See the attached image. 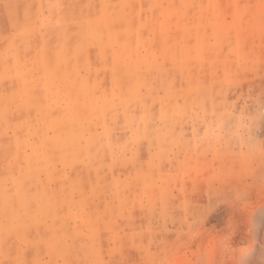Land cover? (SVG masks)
<instances>
[{
    "label": "rangeland",
    "instance_id": "374dc122",
    "mask_svg": "<svg viewBox=\"0 0 264 264\" xmlns=\"http://www.w3.org/2000/svg\"><path fill=\"white\" fill-rule=\"evenodd\" d=\"M44 59L67 79L39 83ZM0 92L78 96L104 149H39L34 111L33 133L0 122V189L52 204L39 225L0 208V264H264V0H0ZM24 153L51 156L25 181Z\"/></svg>",
    "mask_w": 264,
    "mask_h": 264
},
{
    "label": "crops",
    "instance_id": "0c3cea01",
    "mask_svg": "<svg viewBox=\"0 0 264 264\" xmlns=\"http://www.w3.org/2000/svg\"><path fill=\"white\" fill-rule=\"evenodd\" d=\"M55 54L60 59V61L66 60V56L64 57L63 53V47L61 49H55ZM66 55H70V53L66 52ZM40 66L44 69L42 71V74L38 76L39 83L43 85H50L51 79L48 78L45 74L50 72V74H53L54 76L56 74L59 75L61 78H65L64 71L61 69V66L52 64L48 62L47 60H42ZM23 71L26 73L27 77L30 72V68L26 67L23 69ZM19 72V71H17ZM44 72V73H43ZM19 74H15L16 76L20 77H11L12 80L18 79L19 85L22 83V72H19ZM9 76V75H8ZM59 78V79H61ZM31 79V78H30ZM28 77V82H29ZM67 78H65L66 80ZM24 84L27 83L26 80L23 81ZM73 85V84H72ZM78 96L70 95L66 99V109L68 110V113H64L61 109L57 110V106L59 101H56L55 98H48L43 96H31L27 95L25 93H13L10 94L8 92L1 93L0 92V122L11 118L16 117V114H21L23 117L22 122H6L5 127L6 129H9L13 132V135L15 136L19 132H21V129H23V132L28 133H35L38 136L39 145H36L39 147V149H44L43 144L47 142V139L52 141L53 147H49L51 149L60 151V152H68L73 153L74 151L78 152L80 148H82V140H85L86 147L90 151H94V157L97 158L101 152H104V149H101L100 146L101 140H99L98 137L93 134V136L88 135L87 138H84L82 136L83 131L80 125L78 117L75 116L74 111H78ZM89 104V107L93 112H103L104 106L99 102L95 101L93 99H89L86 101ZM62 108H65L62 106ZM89 108V110H90ZM35 112L34 116L37 118L40 122L37 127H34L33 132L31 131L32 126V112ZM57 111V112H56ZM59 112V113H58ZM66 121V122H65ZM67 123V125H66ZM90 126V125H88ZM6 129H3L2 126H0V136ZM92 131V130H91ZM53 132V134H51ZM95 133V131H93ZM52 135V136H50ZM50 137V138H49ZM2 142V141H0ZM11 147H14L16 145V148H19L21 145L26 144V146H22V149H26V147L30 148V143L26 139L23 141H10L7 142ZM1 144V143H0ZM28 144V145H27ZM37 147H35L37 149ZM45 148H48L45 146ZM104 148V147H103ZM46 151V149H45ZM59 152V153H60ZM51 157L49 154L46 156L44 155V161L41 162L40 157H36L34 154L30 153H24L22 155H19L17 157V160L20 162L21 166H19L17 173L24 178L23 181L26 179H29V176L34 171L36 173V169H39L40 167H44V165L47 162V157ZM91 156V155H89ZM68 157V156H67ZM67 157H65L67 159ZM71 161V163H75L78 161L77 155L72 154L70 157H68ZM49 159V158H48ZM60 160H63L62 157L59 158ZM58 162L59 160L56 159ZM45 162V163H44ZM49 162L52 164L53 161L49 159ZM119 163L121 165L122 163V156L119 157ZM49 166V164L47 165ZM1 165L0 163V182L2 180V175H7L8 172L10 174L14 173V169L12 170L11 167ZM3 168V169H2ZM33 168V169H32ZM94 174L98 173V169L94 168ZM18 175V177H19ZM3 183V182H2ZM1 185V184H0ZM2 187V186H1ZM50 192L48 190L40 189V190H32L30 188H27L25 185L23 188L13 190L12 192L9 191L7 188L0 189V208L1 210H10V211H16V208L23 207L25 213H34L33 219L29 216V221L34 223L35 225L40 224V215L46 213L52 207L51 201H50ZM20 212V210H19ZM37 216H36V215ZM36 227V226H34ZM23 229H26L25 227ZM2 229L0 227V236H1ZM40 241V239H39ZM36 244H40V242H37Z\"/></svg>",
    "mask_w": 264,
    "mask_h": 264
}]
</instances>
